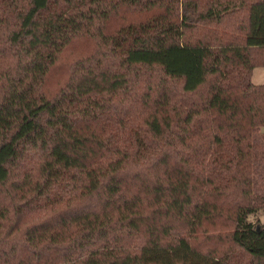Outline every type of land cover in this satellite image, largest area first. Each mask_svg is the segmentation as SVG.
Masks as SVG:
<instances>
[{"label":"trees","instance_id":"obj_1","mask_svg":"<svg viewBox=\"0 0 264 264\" xmlns=\"http://www.w3.org/2000/svg\"><path fill=\"white\" fill-rule=\"evenodd\" d=\"M257 65L264 0H0V264H264Z\"/></svg>","mask_w":264,"mask_h":264},{"label":"rangeland","instance_id":"obj_2","mask_svg":"<svg viewBox=\"0 0 264 264\" xmlns=\"http://www.w3.org/2000/svg\"><path fill=\"white\" fill-rule=\"evenodd\" d=\"M80 56V53H72V52H68V53H64L61 58H60V62L58 63V65L60 66V68L65 71L66 68H69V66L73 63V61ZM132 71L136 72L137 70L140 71V68H143L142 70L146 73V74H151V75H155L156 74V66H146V65H136L134 67ZM63 79L60 81L59 84L63 83L66 78L67 75H63ZM251 79L253 82L255 83H261L264 82V65H257L254 70H253V74L251 76ZM56 88H52L51 91L55 92ZM262 130H264V127L261 128V130L257 133L256 135V140H257V145L259 147H263L264 148V135H262ZM263 165V164H262ZM259 166L260 168V177L259 179L261 180L262 178V182L264 183V167ZM249 218L251 220H259V222L256 224L257 227L259 228L260 226H262V223L264 225V210L260 211L257 214H250Z\"/></svg>","mask_w":264,"mask_h":264},{"label":"crops","instance_id":"obj_3","mask_svg":"<svg viewBox=\"0 0 264 264\" xmlns=\"http://www.w3.org/2000/svg\"><path fill=\"white\" fill-rule=\"evenodd\" d=\"M255 67H256V66H255ZM255 67H253V70H254ZM253 70H252V74H253ZM251 76H252V75H251Z\"/></svg>","mask_w":264,"mask_h":264}]
</instances>
